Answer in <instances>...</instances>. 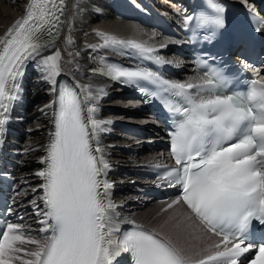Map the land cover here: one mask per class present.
Instances as JSON below:
<instances>
[{"label": "snow or ice", "instance_id": "6c2138e0", "mask_svg": "<svg viewBox=\"0 0 264 264\" xmlns=\"http://www.w3.org/2000/svg\"><path fill=\"white\" fill-rule=\"evenodd\" d=\"M222 11L216 7L214 14L200 17L198 24L223 27ZM57 12L62 10L55 0H29L25 15L9 27L7 39H0V134L5 113L18 99L22 66L51 46V40L44 37L52 36V28L59 22ZM193 19L186 16L185 25ZM98 35L104 41L101 47L122 45L143 53L154 51L132 40ZM59 59L57 50L39 61L52 85L58 83ZM253 72L257 78L250 81L246 92H230L225 76L212 69L195 82H172L139 70L107 69L112 79H146L167 94L162 99L179 117L170 132L171 157L177 167L160 179L179 186L181 194L162 211L183 204L190 212L185 219L194 216L208 233L220 237L204 249L208 254L193 258L170 238L139 225L112 239L120 228L112 223L115 205L108 198L112 184L101 178L110 164L102 147L93 150L90 145L95 134L105 130L101 125L111 121L96 120L95 106L88 107L85 118L80 94L65 87L53 105L45 106L58 105L53 114L55 131L40 161L44 167L36 172L43 181L39 197L43 209L32 201L37 215L43 217L38 221L43 225L40 233L50 234L35 238L26 235L21 224L7 223L0 235V264H119L122 254L131 257V264H238L252 251L255 256L248 264H264V238L256 246L252 236L254 222L264 227V75L259 68ZM76 87L89 92L90 103L98 99L88 86ZM172 97L178 99L173 102ZM180 224L177 221L175 227Z\"/></svg>", "mask_w": 264, "mask_h": 264}, {"label": "bare ground", "instance_id": "6f19581e", "mask_svg": "<svg viewBox=\"0 0 264 264\" xmlns=\"http://www.w3.org/2000/svg\"><path fill=\"white\" fill-rule=\"evenodd\" d=\"M27 3L28 0H0V39L7 38L5 33L14 21L22 17ZM141 7L137 0H68L63 27L57 39L50 47L44 49L40 56L28 60L22 66L23 75L18 78L20 84L18 99L12 102L11 109L6 113V123L0 141V155L8 152L9 156L11 154L16 156V161L19 163L15 169L18 187L13 192L15 206L28 209L27 214L14 223L21 224L26 235L30 233L35 238L48 235L39 231L43 225L38 221L43 217L37 215L32 201L35 200L43 209L44 205L39 200L43 195L40 188L43 181L36 172L43 168L40 161L44 157L51 111V106H45L52 105V89L55 85L45 79L47 73L42 71L43 65L39 61L43 56L53 55L59 50L60 75H69L79 85L88 86L92 95H98V99L90 103L89 92L83 91L87 107L97 108L93 114L94 118L101 122L111 121L110 124H102L105 130L96 133L95 137L97 146L104 149L103 154L110 164L105 179L112 184L108 197L115 205L111 210L112 223L127 224L133 218L151 216L154 218L156 214L159 216L158 220L164 218L157 224L156 228L159 232L155 230L156 232L166 239L170 238L173 243L184 249L186 255L201 258L208 254L204 249L210 248L218 239L208 233L193 217L185 219L190 212L183 204L175 205L161 214V208H156L157 204L167 205L171 201L143 204L144 201L134 194V190L139 189L135 182L137 179L128 177L126 172L130 169H122L127 178L118 168V165L139 168L141 163L165 158L161 152L146 151L137 154V150H135L137 154L135 158L122 156L123 146L140 145L136 141L137 138L125 131L130 125L128 123L134 121L150 123L147 115L141 112L139 103L127 91L87 73L91 65V55L96 51L137 60L138 63L143 64L154 58L169 55L170 42L150 32L148 28H142L137 21L134 9L138 11ZM98 33L115 36L124 41L132 40L153 48L154 51L143 53L131 46L122 45L101 47L104 41ZM182 65L188 67L185 63ZM57 78L58 76L56 80ZM101 89L103 92L99 91ZM120 124H123L121 127L125 133H122ZM153 132L158 133L156 129ZM119 184L122 186L118 187ZM23 199L25 202L22 204ZM138 205L143 207L138 210ZM177 221L181 222L179 228L175 227ZM122 258V256L118 258L119 264H123Z\"/></svg>", "mask_w": 264, "mask_h": 264}, {"label": "rangeland", "instance_id": "374dc122", "mask_svg": "<svg viewBox=\"0 0 264 264\" xmlns=\"http://www.w3.org/2000/svg\"><path fill=\"white\" fill-rule=\"evenodd\" d=\"M139 111H140V109H139ZM132 123H136V121H134V122H129L128 124H132ZM139 123H149V122H139ZM121 125H123V124H120V127H121ZM121 130H122V133H125L124 132V130L122 129V127H121ZM134 137V136H133ZM135 139H136V137H134ZM136 141L137 142H139L140 143V145L139 146H136V145H131V146H123L122 147V156H125V157H130V158H135L136 157V155L137 154H143V153H145L146 152V150H145V148H144V145L140 142V140L137 138L136 139ZM126 148H131V149H135V150H137V154H134V153H128L127 151H126ZM137 148V149H136ZM128 153V154H127ZM135 156V157H134ZM118 168L121 170V173L124 175V177H127L126 175H125V173H124V171L122 170L123 168H127V169H132V168H130V166H123V165H118ZM119 169H118V171H119ZM120 172V171H119ZM128 177H132V176H128ZM127 177V178H128ZM122 186V184H119V186L118 187H121ZM157 204V203H156ZM164 205L165 204H157V206H156V208H161V212H160V214L161 213H163V212H165V211H162V209H165V207H164ZM139 206V205H138ZM161 206V207H160ZM141 209V207H138V210H140ZM141 212V211H140ZM156 218V219H155ZM159 219V216L158 215H154V218H152V216L151 217H148V218H133V220L134 221H138V222H140V223H142V224H144V226H148L149 228H152V229H154V230H156V231H158L159 232V230H157V224L159 223V221L160 220H163L164 218H162V219H160V220H158Z\"/></svg>", "mask_w": 264, "mask_h": 264}]
</instances>
